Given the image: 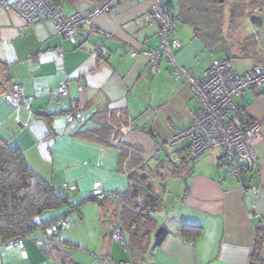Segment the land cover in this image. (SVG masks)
I'll return each mask as SVG.
<instances>
[{
    "label": "crops",
    "instance_id": "crops-1",
    "mask_svg": "<svg viewBox=\"0 0 264 264\" xmlns=\"http://www.w3.org/2000/svg\"><path fill=\"white\" fill-rule=\"evenodd\" d=\"M96 3L104 2L77 0L61 8L70 16ZM151 6L152 0H120L112 12L91 19L90 35L80 47L60 36L49 18L26 28L15 11L0 9V59L29 99L28 105H16L0 97V137L20 148L29 166L73 205L84 201L78 215L69 213V225L52 239L40 229L25 238L24 248L0 244V264H251L258 229H264V89H249L237 99L250 119L261 122L256 166L241 178L229 176L220 168L222 150L213 148L187 163L182 176H167L154 234L140 253L126 250L112 237L121 224L116 215L120 201L90 199L96 187L127 190L129 178L115 143L81 137V131L116 126L119 141L165 150L151 157H158L154 164L166 175L163 155L180 147L169 140L189 125L199 106L189 81L176 78L169 60L163 59L154 72L146 56H132L134 50L161 43ZM249 18L231 37L226 24L228 41L216 47H208L191 26L176 19L171 42L182 43L174 50L177 64L197 77L214 58H234L237 72L249 70L258 56L264 57L260 41L258 56L241 51L244 39L258 37ZM64 85L66 94L60 92ZM73 104L78 110L73 111ZM76 111L84 115L83 122L67 118ZM50 211L38 219L59 215ZM186 225L190 232L183 231ZM159 227L168 234L156 245ZM125 236L129 240L130 234ZM259 264H264V243Z\"/></svg>",
    "mask_w": 264,
    "mask_h": 264
},
{
    "label": "trees",
    "instance_id": "trees-1",
    "mask_svg": "<svg viewBox=\"0 0 264 264\" xmlns=\"http://www.w3.org/2000/svg\"><path fill=\"white\" fill-rule=\"evenodd\" d=\"M47 1L52 7L61 8L63 4L77 0ZM98 1L103 3L107 0ZM164 3L175 14L178 21L191 26L196 37L208 47H216L228 41L225 31L226 24H228L231 37V32L238 31L243 25L245 17L250 16L255 9L259 8L260 13L264 14V0H177V6L172 2ZM239 45L245 54L253 51L254 57L258 56L259 40L256 39V34L247 37ZM221 59H227L229 62L231 60L230 58ZM258 59L262 61L264 57L258 56ZM231 66L233 67L232 64ZM13 83L7 65L0 59V97L8 91ZM120 134L118 127L104 125L100 128L81 131L79 135L100 142L116 144L119 164L125 167L129 178L128 189L122 192L121 199H116L120 201V209L116 215L121 223L119 227L123 229L124 234H130L129 240L126 238L128 251L140 253L141 249L147 248L148 239L154 234L155 216L164 202L162 192L166 177L169 175L182 176L186 164L192 163L199 155L193 156L189 146L182 144L174 151L166 152L168 157H165V175L158 164L152 166L145 159L144 146L119 141L122 139ZM164 143L167 144L168 141L166 140ZM174 155L179 157L180 164L174 163ZM156 160L158 161V157ZM90 199L101 203L106 200H114L112 198L98 200L93 194ZM83 203L84 201L73 205L68 196L59 194L51 183L42 179L29 166L20 148L0 137L1 242L19 237L25 239L40 229L47 232L48 224L59 218L67 219V215L80 210ZM50 210L58 211L59 215L47 221L38 219L44 212ZM62 228L64 227H59L57 230ZM183 229L185 233L190 232L189 225L184 226ZM56 231L48 233L51 239ZM263 231L264 229H258V238L251 256V264L260 262L261 248L264 243ZM167 234L168 230L163 228L156 238V245H160ZM48 240L47 242H49Z\"/></svg>",
    "mask_w": 264,
    "mask_h": 264
},
{
    "label": "built area",
    "instance_id": "built-area-1",
    "mask_svg": "<svg viewBox=\"0 0 264 264\" xmlns=\"http://www.w3.org/2000/svg\"><path fill=\"white\" fill-rule=\"evenodd\" d=\"M119 1L107 0L103 4L93 5L87 12H76L70 16H66L62 8L52 7L47 0H0V9L10 8L15 11L22 18L26 28L39 20L49 18L60 36L69 40L74 46L80 47L90 35L87 26L91 19L112 12ZM150 17L151 21L160 27L161 43L155 48L134 50L132 56H146L154 72L161 69L160 63L163 59L169 60L174 66L176 78H186L199 100L192 121L169 140V143L172 145L189 143L187 145L193 156L213 148H220L222 150L220 168L229 176L241 178L242 174L258 163L255 143L261 137V122L250 119L239 108L237 99L244 96L249 89H264V62L239 73L233 69L229 60L214 58L204 74L197 77L192 70L176 62L174 50L182 43L178 39L171 42V35L175 33L177 26L175 14L163 0H152ZM23 89L22 84L14 82L3 94V98L16 105H28L29 99L24 96ZM60 92L67 93L66 85L60 89ZM72 107L73 111L78 110L76 104ZM75 113L76 115L70 113L67 118L79 122L85 120L80 111ZM173 161L179 164L180 159L174 155ZM92 194L98 200L121 199L123 195L122 192L104 190L101 187L94 188ZM68 225L66 218H59L48 224L47 232L51 234L59 227ZM112 235L114 240L128 250L127 240L121 227L116 228ZM24 240L23 237H19L7 242L0 241V244L24 248ZM126 264L131 263L126 262Z\"/></svg>",
    "mask_w": 264,
    "mask_h": 264
},
{
    "label": "rangeland",
    "instance_id": "rangeland-1",
    "mask_svg": "<svg viewBox=\"0 0 264 264\" xmlns=\"http://www.w3.org/2000/svg\"><path fill=\"white\" fill-rule=\"evenodd\" d=\"M172 3H173V5H176L177 6V0H172ZM256 10L258 11V14L261 12L260 11V9L259 8H257V9H255V11L252 13V14H254L255 12H256ZM250 17V16H249ZM249 17H247V18H249ZM250 19V18H249ZM250 22H251V20H250ZM179 24V23H178ZM253 26V25H252ZM241 28H242V26H241ZM241 30H245L244 28L243 29H241ZM246 31V30H245ZM257 36V35H256ZM257 40L259 39V41H260V38H259V35H258V37L256 38ZM216 56H218V57H220L219 55H216ZM230 62H231V64L232 65H234V67H236V69H238V62L236 61V59H234V58H232L231 60H230ZM262 62H264V60H259V62L256 64V65H254L253 67H256L258 64H260V63H262ZM254 89H256V88H254ZM137 135V134H136ZM135 138H137V137H135ZM179 144H182V145H187V144H189V143H179ZM147 145V144H146ZM188 146V145H187ZM153 148H149V147H146L145 146V150H144V157H145V159H147V161L149 162V164L150 165H156V164H154V163H156L157 162V160H156V158L155 157H151L152 155H153V153H160V154H163L164 152H165V150H157V151H155L156 149H153ZM206 154V153H205ZM204 153L203 154H200L199 155V157L200 156H203V155H205ZM163 157H166V155H163ZM180 162H181V160L179 161V164H180ZM175 163V162H174ZM176 164V163H175ZM49 212H52V211H46V212H44L42 215L43 216H45V215H47V214H50ZM74 213H75V215L77 214L78 215V213H76L77 211H73ZM72 216H74V214L72 213L71 215H69V217H71L72 218ZM90 218H91V215L89 214V212L87 213V221L89 222V220H90ZM73 226V225H72ZM118 228V227H117ZM160 228V227H159ZM158 228V229H159ZM157 229V230H158ZM116 230V229H115ZM115 230H114V232H115ZM66 231V229H63V232H65ZM61 232V231H60ZM113 236V235H112Z\"/></svg>",
    "mask_w": 264,
    "mask_h": 264
},
{
    "label": "water",
    "instance_id": "water-1",
    "mask_svg": "<svg viewBox=\"0 0 264 264\" xmlns=\"http://www.w3.org/2000/svg\"><path fill=\"white\" fill-rule=\"evenodd\" d=\"M250 20L254 26L258 28L257 34L259 35L260 42L264 43V14H258V11L250 15ZM161 227L156 231L155 236L158 237L161 232Z\"/></svg>",
    "mask_w": 264,
    "mask_h": 264
}]
</instances>
